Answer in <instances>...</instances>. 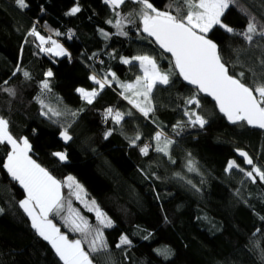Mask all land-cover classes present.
<instances>
[{"label":"trees","instance_id":"trees-1","mask_svg":"<svg viewBox=\"0 0 264 264\" xmlns=\"http://www.w3.org/2000/svg\"><path fill=\"white\" fill-rule=\"evenodd\" d=\"M25 2L28 7L21 9L16 0H0V117L9 121L14 138L28 139L33 160L59 181L72 176L84 189L82 200L89 204L94 200L113 221V227L104 229L109 249L96 257V264H264V183L258 177L253 183L239 168L225 171L229 160L251 170L239 151L248 153L264 170V130L229 123L215 101L203 93L198 94L199 109L186 105L185 100L196 90L178 72L170 77L169 85L154 89V113L147 119L123 98V90L115 82L88 104L76 89H98L90 76L103 78L111 71L121 83H132L142 75L138 62L123 64L121 57L151 55L161 71L167 72L173 67L171 55L139 31L136 17H130L136 20L134 24L125 21L127 36L115 35L116 29L106 23L110 19L115 23L114 12L103 0ZM151 2L165 10L170 0ZM77 3L81 11L66 15ZM135 7L126 3L119 11L125 16ZM241 8L264 23V0H239L222 17L224 23L243 31L248 17ZM35 23L45 38L74 42L79 50L60 58L41 52L40 42L28 35ZM101 29L109 33L108 38ZM67 30L73 33L72 38L67 37ZM57 31L61 35H54ZM209 37L218 44L230 72H245L244 82L251 84L250 70L260 74L264 41L249 45L241 36L218 28ZM18 65L30 78L17 72ZM48 70L53 72L51 91L41 98L54 108L78 112L76 117L62 116L53 123L41 115L37 97ZM4 88L14 89L15 95ZM108 108L125 114L119 125L110 117L105 119ZM186 109L202 115L207 120L205 126L188 124ZM129 112L132 115H127ZM178 122L181 127L174 130ZM69 124L72 140L65 143L60 132ZM109 131L111 135L105 139ZM158 131L173 140L171 159L154 150L153 137ZM137 134L141 139L132 146L130 141ZM144 145L150 146L146 156L140 153ZM9 150L10 146L0 145V208L4 209L0 213V264H62L19 208L24 190L3 168ZM63 150L66 161L52 155ZM189 160L197 172L188 171ZM69 192L67 187L61 188L66 205L70 200L72 208L95 225V212ZM50 219L69 239L79 238L63 226L60 217ZM121 235L129 238L130 246L116 247ZM163 250H167V258L158 254Z\"/></svg>","mask_w":264,"mask_h":264},{"label":"snow or ice","instance_id":"snow-or-ice-1","mask_svg":"<svg viewBox=\"0 0 264 264\" xmlns=\"http://www.w3.org/2000/svg\"><path fill=\"white\" fill-rule=\"evenodd\" d=\"M103 2L114 12L115 23L111 19L106 23L116 29L115 35L127 36L125 21L134 24L136 20L130 17L138 18L139 31L146 33L147 37L152 38L150 42L154 41L160 49L171 55L170 63L173 67L167 72L161 71L157 60L147 54L133 56L130 59L121 57L123 64L132 65L133 62H138L142 75H138L132 83H121L116 74L111 71L103 78L92 75L89 79L98 85V89L93 88L88 91L84 88H77L76 92L80 94L82 100L92 104L100 91L115 82L123 90L121 93L123 98L147 119L150 113H154L152 102L154 89L158 85H169L170 77L178 72L179 76L196 90V94L185 100L186 105H194L196 109H199L201 101L198 94L203 93L215 101L219 112L227 118L229 123L246 124L264 130V59L260 60V74L257 75L256 70H250L252 83H245V72L232 74L227 62L221 56L218 44L209 37V34L218 28L226 33L241 36L249 45L256 44L258 39L264 41V23L257 20L246 8L240 9L248 17V23L243 31L237 32L224 23L222 17L230 7L237 6L239 0H170L165 10H159L151 0H103ZM126 3L137 7L128 15L122 16L119 9ZM16 4L21 9L28 7L25 0H16ZM80 11L81 8L77 3L66 12V15L75 16ZM100 31L105 38L109 37V33L103 29ZM28 35L40 42L38 47L43 53H50L53 56L70 55L51 36L47 38L42 36L35 24L29 30ZM54 35L59 36L61 33L57 31ZM45 44H49L50 47H44ZM19 71L23 70L18 65L17 72ZM13 75H16V72ZM23 75L25 78H30L27 71H23ZM44 76L45 79L40 83L41 96L37 97V102L42 109L41 115L52 119L53 123H57L62 116L76 117L78 112L54 108L41 98L51 91L49 78L53 76V72L48 70ZM3 83L7 84L8 81ZM2 90L11 96L15 95L12 88ZM124 115L120 111L114 112L112 108L105 110V119L110 117L117 125L121 123ZM127 115H132V113L129 112ZM184 115L188 117L187 123L192 126L199 125L203 128L207 123V120L196 110L186 109ZM69 127H71L70 124L63 127L60 132L65 143L72 140L68 131ZM178 127H181L179 122L174 126V130ZM110 135L111 131L106 132L105 139ZM140 139L141 136L137 134L130 144L137 146L136 142ZM153 140L155 141L154 150L171 159L170 147L173 140L159 131L155 133ZM0 145L10 146L3 162V168L24 190L25 197L18 202L19 208L29 218L31 228L35 230V233L47 241L62 264H96V257L106 253L109 249L104 229L113 227V221L96 205L94 200L90 204L82 200L81 193L84 189L72 176H68L63 182L59 181L33 160L29 155L31 145L28 139L14 138L9 131V121L3 117H0ZM149 148V145L140 147V153L148 155ZM52 155L62 162L68 158L65 152H54ZM239 155L244 158L245 164L251 166V170H245L234 160H229L225 171L230 172L233 168H239L253 183L256 182L257 177L261 183H264V170L253 163L248 153L239 151ZM172 162L175 163V161ZM187 167L189 172L198 171L192 160L188 161ZM187 183L193 188L196 187L191 180ZM62 187H67L70 190L69 195L81 200L88 211L95 212V225L90 224L78 211L73 209L70 200L66 205L61 193ZM196 190L199 191L198 188ZM3 212L4 209L0 208V213ZM50 216L60 217L63 226L70 232L78 233L79 238L69 239L68 235L53 223ZM257 231L259 232L260 229ZM125 245L130 246L131 241L126 235H121L116 247L121 248ZM158 254H163L167 258V250ZM261 257L264 259V249H261Z\"/></svg>","mask_w":264,"mask_h":264},{"label":"built area","instance_id":"built-area-1","mask_svg":"<svg viewBox=\"0 0 264 264\" xmlns=\"http://www.w3.org/2000/svg\"><path fill=\"white\" fill-rule=\"evenodd\" d=\"M36 27H39V25L37 23H35ZM67 37H73V33L70 31V30H67ZM52 39L56 40L59 44L61 45H64L65 43H63L60 39L58 38H55V37H51ZM50 45L49 44H45L44 47H49ZM71 53V52H69ZM71 59V58H70ZM145 144H148L147 141H145ZM63 152H65V150H63Z\"/></svg>","mask_w":264,"mask_h":264},{"label":"rangeland","instance_id":"rangeland-1","mask_svg":"<svg viewBox=\"0 0 264 264\" xmlns=\"http://www.w3.org/2000/svg\"><path fill=\"white\" fill-rule=\"evenodd\" d=\"M74 45V42H71V41H67L64 45H62L64 48H65V50L68 52V49H70L72 46ZM66 46L68 47V49H66ZM50 47V46H49ZM48 54H50V53H48ZM50 55H52V54H50ZM53 56V55H52ZM53 57H58V58H60V57H63V56H53ZM61 137V136H60ZM93 201V200H92Z\"/></svg>","mask_w":264,"mask_h":264},{"label":"crops","instance_id":"crops-1","mask_svg":"<svg viewBox=\"0 0 264 264\" xmlns=\"http://www.w3.org/2000/svg\"><path fill=\"white\" fill-rule=\"evenodd\" d=\"M79 48H80L79 45L76 43H74V45L70 49H68V47L66 46V49H68V52H72V51L77 52L79 50ZM29 155H30V152H29Z\"/></svg>","mask_w":264,"mask_h":264},{"label":"water","instance_id":"water-1","mask_svg":"<svg viewBox=\"0 0 264 264\" xmlns=\"http://www.w3.org/2000/svg\"><path fill=\"white\" fill-rule=\"evenodd\" d=\"M253 128H254V127H253ZM255 129L262 130V129H259V128H255Z\"/></svg>","mask_w":264,"mask_h":264}]
</instances>
